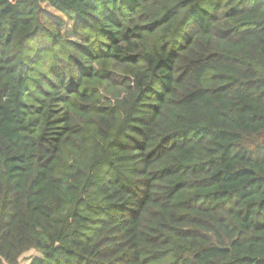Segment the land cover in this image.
<instances>
[{
  "label": "trees",
  "instance_id": "obj_1",
  "mask_svg": "<svg viewBox=\"0 0 264 264\" xmlns=\"http://www.w3.org/2000/svg\"><path fill=\"white\" fill-rule=\"evenodd\" d=\"M32 250L264 264V0H0V264Z\"/></svg>",
  "mask_w": 264,
  "mask_h": 264
},
{
  "label": "rangeland",
  "instance_id": "obj_2",
  "mask_svg": "<svg viewBox=\"0 0 264 264\" xmlns=\"http://www.w3.org/2000/svg\"><path fill=\"white\" fill-rule=\"evenodd\" d=\"M71 31H72V29H71V27H69V25L65 24L63 26V33H65L66 35H71ZM33 254H36V251L32 250V251L26 253L24 255V258L21 260L20 264H28L27 259Z\"/></svg>",
  "mask_w": 264,
  "mask_h": 264
}]
</instances>
